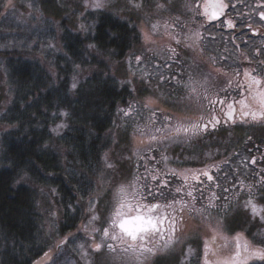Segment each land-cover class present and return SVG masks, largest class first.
<instances>
[{
	"label": "rangeland",
	"instance_id": "374dc122",
	"mask_svg": "<svg viewBox=\"0 0 264 264\" xmlns=\"http://www.w3.org/2000/svg\"><path fill=\"white\" fill-rule=\"evenodd\" d=\"M201 1L103 0L105 6L97 9L90 6L93 0H0V151L1 134L10 127L4 121L9 117L6 111L16 86L7 55L12 60L23 56L33 69H44L56 83L55 62L60 56L67 57L63 43L66 32L90 41L102 11L134 25L139 36L122 58L88 43L85 54L93 63L72 64L71 88L102 69L101 75L110 77L126 97L119 101L109 127L99 137L104 144L99 161L83 167L81 160L67 156L69 147L61 144L64 137L60 140L67 121L62 115L46 116L50 147L62 155V173L72 176L76 199L61 194L48 179L41 182L30 177L41 213L40 237L47 245L34 264H118L106 244L117 245V253L124 245L110 238L105 241L103 229L112 233L109 225L117 188L134 181L137 187L147 184L153 193L159 190L160 194L149 195L141 187L143 203L149 205L181 199L191 203L189 191L196 208L216 197V207L207 220L186 208L172 244L161 251L172 234L157 237L148 244L156 248L155 254L145 253L142 264H204L206 241L211 248L208 259L215 262L234 252L237 234L242 242H248L250 250L264 249V211L254 214L245 206L251 199L258 209H264V119L241 120L236 116L235 123L221 121L222 105L210 106L203 98L205 91L209 99H224L225 103L246 98L250 107L260 109L248 86L242 85L241 76L245 70L264 81V19L259 14L264 13V0H223L225 16L216 21L203 14ZM134 3L142 6L134 7ZM256 27L260 28L258 33L252 31ZM170 48L175 49V55ZM137 57L141 59L137 61ZM190 82L197 88L199 99L190 95L186 87ZM253 86L255 91L264 89V83ZM60 113L66 112L62 109ZM213 114L219 116L215 128L209 126L195 135H180L161 143L149 141L153 134L161 135L155 129L207 123ZM202 171H208L213 179L201 175ZM151 175L166 179L167 186L161 188ZM184 175L189 177L187 183ZM193 175L199 179H192ZM177 188L183 190L177 193ZM93 205L94 210H90ZM93 215L99 219L89 224ZM74 219L73 227L60 229L61 223L71 224ZM96 244H102L99 251ZM248 264L264 261L253 259Z\"/></svg>",
	"mask_w": 264,
	"mask_h": 264
},
{
	"label": "trees",
	"instance_id": "16d2710c",
	"mask_svg": "<svg viewBox=\"0 0 264 264\" xmlns=\"http://www.w3.org/2000/svg\"><path fill=\"white\" fill-rule=\"evenodd\" d=\"M138 37L134 25L102 11L90 41L66 32L63 43L67 57L60 56L55 62L56 83L44 69H33L23 56L12 60L7 55V67L16 86L6 111L9 117L4 121L10 127L1 134L0 264H34L47 248L40 237L41 213L30 177L41 182L50 180L61 194L76 199L72 176L62 173L63 157L50 147L46 116H64L68 124L61 134L60 140L65 138L61 144L69 147L66 155L81 160L84 167L101 158L104 144L99 137L109 127L119 101L126 99L110 77L101 75L102 69L71 88L72 64L93 63V58L85 54L88 43L122 58ZM62 109L66 113L57 114ZM75 223L76 219L72 225L61 223L60 229L65 231Z\"/></svg>",
	"mask_w": 264,
	"mask_h": 264
},
{
	"label": "snow or ice",
	"instance_id": "6c2138e0",
	"mask_svg": "<svg viewBox=\"0 0 264 264\" xmlns=\"http://www.w3.org/2000/svg\"><path fill=\"white\" fill-rule=\"evenodd\" d=\"M94 8H103L105 5L103 0H93V3L90 5ZM134 7H141L142 4L134 3ZM158 7H163V5H158ZM199 7V6H197ZM223 5L220 0H205L203 5L204 15L208 16L209 19H215L219 15L222 14ZM261 17L264 18V13H261ZM231 27V23H229ZM156 29V25H153V30ZM195 37L197 40L200 39V34L196 33ZM147 39V36H146ZM180 41H177L179 43ZM91 47V45H90ZM170 52L175 55V49H169ZM259 52V50H257ZM137 61L141 58L137 57ZM238 74V73H237ZM245 76L248 77V90L252 95V99L255 100L259 106V111L250 110V105L247 102V99H241L239 101H233L227 103L228 111L225 113L227 120L236 122V104L240 105V119L243 120L245 117L251 116L252 120L264 119V90L254 91L253 85L259 86L264 81L254 77L249 72H245ZM230 84V82H229ZM75 87V84L73 85ZM186 87L190 88V95L196 94L197 99L200 98L199 94H197V88L193 86L190 82ZM243 96V91L241 92ZM203 98L208 100L210 106H215L217 103L220 105H225L224 99H209L207 92L205 91L203 94ZM147 106V105H146ZM128 112H125V115H128ZM168 119L167 117L165 118ZM203 119V117H201ZM219 123V120L213 116L208 120L207 123L199 124V123H191L185 125L183 123H178L174 128H168L167 126L164 129H155L156 133H160L161 135L153 134L149 141L155 143H161L165 139H173L179 137L180 135L189 136L195 135L199 132L206 131L209 126L215 128ZM169 132V136H164L163 132ZM150 151V149H149ZM162 159L166 160V157ZM255 163V160H253ZM109 168L112 167L111 164L107 165ZM147 171V169H146ZM201 175L206 176L208 180H212L213 177L209 175L208 171H202ZM139 179V178H138ZM145 180L149 179L148 176L144 177ZM150 179L152 181H156L158 185L163 188L167 186L168 181L166 179H161L157 175H151ZM185 183H187L189 177L187 175L183 176ZM192 179L198 180L199 177L193 175ZM137 181H134L131 185H120L116 191L117 203L115 205L112 216L110 217V225L109 227L112 229V233L110 234L109 229H103V238L106 241L110 238L113 241H119L120 244L124 245L120 252L117 253V245L108 243L106 244L107 249L110 253L113 254L114 262H118V264H129V262H134V264H142L141 258L145 253L154 255L156 252L155 247H148L149 243H152L156 240L157 237L163 238L166 233H171L169 235L168 240L164 243L161 251L167 249L173 242L172 236L178 230L180 224L183 223V212L187 208L190 213L201 216L203 219L207 220L210 218V210L215 208L216 205L213 201L216 199L215 195H213L212 200L209 203L201 208L195 207V197L192 196V192H187V196L192 197L191 203L186 200H174L167 205L161 206L160 204H145L141 193V187L144 190H147L149 195L160 194L159 190L156 193H153L151 189L147 186V184L137 187ZM182 188H177L175 191L177 193L181 192ZM228 191V189H225ZM246 207H251V210L254 214H257L259 211H264V209H258L257 205L250 199L247 201ZM94 205L92 209L94 210ZM169 208L172 209V213L169 214L165 212L163 215L158 214L161 208ZM225 208L228 206L225 205ZM177 214H179V219L177 218ZM264 219V216L261 217ZM99 217L93 215L89 224L92 221L98 220ZM93 231H98L97 229H93ZM216 237L213 236L212 240L215 241ZM235 239V250L230 256L218 257L215 262L209 261L208 255L211 251L209 242H205L204 245V264H248L249 260L259 259L264 261V249H254L250 250L249 244L247 241H241L240 235L237 234ZM102 248V244H96L95 250L99 251ZM189 253H191V249H189ZM215 255V253H213Z\"/></svg>",
	"mask_w": 264,
	"mask_h": 264
},
{
	"label": "flooded vegetation",
	"instance_id": "af4514ba",
	"mask_svg": "<svg viewBox=\"0 0 264 264\" xmlns=\"http://www.w3.org/2000/svg\"><path fill=\"white\" fill-rule=\"evenodd\" d=\"M223 5H224V3L225 2H223V0L222 1H220ZM204 3H205V0H203V1H201V5H204ZM224 10V9H223ZM260 13H262V12H259V14ZM222 16L220 17V18H215V19H211V21H216V20H219V19H222L224 16H225V12L223 11L222 12V14H221ZM208 19H209V17H208ZM228 23H231V20L230 21H228ZM259 29L260 28H258V27H256V28H253V32H255V33H258L259 32ZM245 72H248V71H243V73H242V78H241V82H243L242 83V85L243 86H245V88L248 86V77H246L245 76ZM250 73V72H249ZM256 78H258V79H260L261 80V77H256ZM262 81V80H261ZM247 85V86H246ZM253 90L255 91V88H254V86H253ZM262 90H264L263 89V87H262ZM227 103H230L229 101L228 102H226L225 103V105L224 106H222L221 108H222V112H219V116L222 118V120L221 121H224V122H230V120H227V117L225 116V113L228 111V109H227ZM256 103V102H255ZM257 104V103H256ZM240 105L238 104V105H236V116H238V118L240 117V111H238V110H240ZM253 108H256L257 109V107H250V110H252V111H254V109ZM255 111H259V110H255ZM213 116H215L217 119H219V116L218 115H216V114H213L212 115V117ZM249 117H251V116H249ZM236 118V117H235ZM209 119H211V118H209ZM200 124H204V123H200ZM237 194V193H236ZM235 194V195H236ZM146 204V203H145ZM156 204H160L161 206H164V205H167V204H169V203H162V202H159V201H157L156 202ZM149 205V204H148ZM172 209H169V208H164V207H162L161 208V210L159 211V213L158 214H160V215H163L165 212H167V213H169V214H171L172 212ZM169 233H166L165 235H164V237H166L167 235H168ZM163 237V238H164ZM162 239V238H161Z\"/></svg>",
	"mask_w": 264,
	"mask_h": 264
},
{
	"label": "water",
	"instance_id": "95a60500",
	"mask_svg": "<svg viewBox=\"0 0 264 264\" xmlns=\"http://www.w3.org/2000/svg\"><path fill=\"white\" fill-rule=\"evenodd\" d=\"M219 16H220V15H219ZM219 16H218V17H219ZM260 17H261V14H260ZM261 18H262V17H261ZM263 19H264V18H263Z\"/></svg>",
	"mask_w": 264,
	"mask_h": 264
}]
</instances>
